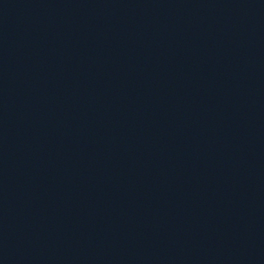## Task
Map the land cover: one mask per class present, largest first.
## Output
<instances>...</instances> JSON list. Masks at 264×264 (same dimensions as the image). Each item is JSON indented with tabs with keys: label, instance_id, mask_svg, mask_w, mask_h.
I'll return each instance as SVG.
<instances>
[{
	"label": "water",
	"instance_id": "95a60500",
	"mask_svg": "<svg viewBox=\"0 0 264 264\" xmlns=\"http://www.w3.org/2000/svg\"><path fill=\"white\" fill-rule=\"evenodd\" d=\"M244 162L264 194V0H168Z\"/></svg>",
	"mask_w": 264,
	"mask_h": 264
}]
</instances>
